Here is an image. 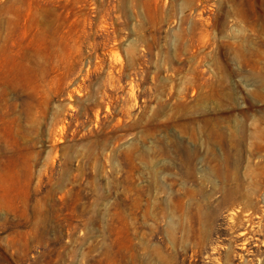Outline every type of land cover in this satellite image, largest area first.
Wrapping results in <instances>:
<instances>
[{"label": "rangeland", "instance_id": "374dc122", "mask_svg": "<svg viewBox=\"0 0 264 264\" xmlns=\"http://www.w3.org/2000/svg\"><path fill=\"white\" fill-rule=\"evenodd\" d=\"M0 264H264V0H0Z\"/></svg>", "mask_w": 264, "mask_h": 264}]
</instances>
